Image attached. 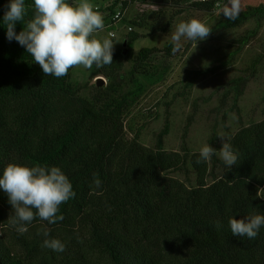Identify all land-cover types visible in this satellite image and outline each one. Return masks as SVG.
Segmentation results:
<instances>
[{
    "label": "trees",
    "instance_id": "16d2710c",
    "mask_svg": "<svg viewBox=\"0 0 264 264\" xmlns=\"http://www.w3.org/2000/svg\"><path fill=\"white\" fill-rule=\"evenodd\" d=\"M66 2L75 5L73 0ZM132 2L110 1L102 16L104 24L112 21L117 9L125 10ZM154 2L175 9L169 25L184 6L213 12L226 0ZM7 3L9 0H0V176L9 163L56 166L68 177L75 197L60 205L57 215L63 216L62 221L49 224L35 217L21 234L11 225L13 209L0 189V264H264V226L254 239H248L233 236L228 225L230 217L264 215L260 192L264 188V118L237 128L227 141L237 164L226 166L207 183L209 161L197 164L199 151L189 154L181 148V154L164 149L168 122L153 148L125 138L124 113L143 93L144 83L136 80L128 93L119 96L111 94L110 85L96 87V95L90 99L78 96L80 88L70 82V69L63 77L44 76L26 49L6 38L3 15ZM25 7L24 20L15 25L17 33L33 18L34 0H25ZM263 20L264 3H260L241 10L235 21L224 17L211 28L236 29L255 22L254 29L239 35L236 48L222 64L231 62ZM126 33L128 53L124 56L121 48L113 54V62L102 67L106 77L119 71L133 43L147 36L133 28ZM173 46L169 43L164 50L171 53ZM156 51V47L140 48L130 73H141L149 80L164 75L167 68L160 73L148 65L149 56ZM262 58L263 52L252 62L249 75L230 80L225 96L232 94L233 105ZM213 70H186L182 88L189 91ZM216 139L214 132L209 140L214 149ZM186 159L196 173L194 187L166 174L182 169ZM211 161L217 162L215 154ZM94 179L101 181L100 188L95 187ZM216 221L222 226L216 227ZM44 230L49 232L48 238L64 243L65 251L43 247Z\"/></svg>",
    "mask_w": 264,
    "mask_h": 264
},
{
    "label": "rangeland",
    "instance_id": "374dc122",
    "mask_svg": "<svg viewBox=\"0 0 264 264\" xmlns=\"http://www.w3.org/2000/svg\"><path fill=\"white\" fill-rule=\"evenodd\" d=\"M110 1L112 0H88L94 8L99 7L98 12L102 16L107 12ZM79 2L80 0H73L74 4ZM260 3H264V0H241L242 10L248 5ZM154 4V0L147 3L133 0L116 27L103 28L93 33L95 38L102 41L104 38L111 39L108 37L109 29L115 31L116 36L111 39L114 43L113 54L124 48L122 43L127 35V25L147 35L133 43L129 57L122 58L123 67L119 71L112 73L111 77H106V71L102 67L97 68L93 65L91 69H86L82 65L75 66L70 68L69 80L80 88L78 96L89 99L96 95V87L104 89L110 85L111 94L119 96L128 93L136 80L144 83L143 93L125 111L123 117L125 138L128 140L135 138L144 146L151 148L155 146L156 137L166 122L169 126L168 133L163 137V147L166 151L181 152V148H186L189 154L199 151L204 144H209L210 137L215 132L217 162L208 160L206 177V182L211 183L226 167L218 151L222 146L219 136L223 135L227 142L239 126L264 118V20L257 32L249 38V42L235 53L231 62L222 64L227 54L236 48L239 35L256 27L254 21L246 22L236 29L213 30L202 41L182 39L179 51L167 53L164 48L169 43L173 44L171 36L179 22L196 18L209 28H213L225 17L220 13L224 4L213 12L184 6L186 8L174 16L169 25L167 22L175 9ZM131 21H135L140 27L137 28ZM162 27H165V31H158ZM125 47L127 49V45ZM142 47L159 49L149 56L148 65H152L151 69L160 73L165 71L162 68H167L164 75H157V79L156 76L149 80L143 78L141 73L135 75L130 73L137 52ZM261 52L263 58L256 66V73L249 76L236 105H233L232 94L225 96L226 90L230 87V80L238 75H249L252 62ZM210 67L214 70L199 78L189 91L182 88L181 80L186 70ZM98 77L103 79L101 85H97ZM166 174L183 181L189 187L196 185V173L189 159H186L182 169L170 170ZM260 192L264 196V188Z\"/></svg>",
    "mask_w": 264,
    "mask_h": 264
},
{
    "label": "clouds",
    "instance_id": "9594fccd",
    "mask_svg": "<svg viewBox=\"0 0 264 264\" xmlns=\"http://www.w3.org/2000/svg\"><path fill=\"white\" fill-rule=\"evenodd\" d=\"M241 10V0H226L220 13L235 21ZM25 15V0H9L3 15L6 38L9 41L14 39L23 46L42 69L44 76L59 78L67 75L68 70L75 66L82 65L91 69L93 65L100 68L113 62L112 40L104 38L101 41L93 36V33L103 30L104 21L88 0H80L75 5L67 3L66 0H34L33 18L17 33L15 25L23 21ZM211 31V28L196 18L179 22L171 36L174 45L172 52L180 50L182 39L202 41ZM219 137L222 140V146L218 150L220 158L230 168L237 164L238 158L225 137ZM216 151L209 144H204L199 149L200 158L196 163L210 160ZM94 184L96 188H100L101 181L94 179ZM0 189L7 194L13 209L11 225L21 234L27 231L24 225L35 217L49 224L62 221L63 216L57 215L60 205L75 197L68 177L56 166L28 167L9 163L0 176ZM228 225L233 236L254 239L259 229L264 226V215L254 214L244 219L230 217ZM215 226L221 227L222 224L216 221ZM42 235L45 237L43 247L56 252L65 251L64 243L56 238H48L47 230Z\"/></svg>",
    "mask_w": 264,
    "mask_h": 264
},
{
    "label": "built area",
    "instance_id": "2783aa9c",
    "mask_svg": "<svg viewBox=\"0 0 264 264\" xmlns=\"http://www.w3.org/2000/svg\"><path fill=\"white\" fill-rule=\"evenodd\" d=\"M95 8H97V7H95ZM124 12H125V10L117 9L111 18L112 21L110 23L108 22L107 24H104V28H111L114 25H118V23L121 21L122 17L124 16ZM131 29H132L131 26L127 27V31H130ZM115 36H116L115 31L113 29H109L108 30V37L109 38H115Z\"/></svg>",
    "mask_w": 264,
    "mask_h": 264
},
{
    "label": "water",
    "instance_id": "95a60500",
    "mask_svg": "<svg viewBox=\"0 0 264 264\" xmlns=\"http://www.w3.org/2000/svg\"><path fill=\"white\" fill-rule=\"evenodd\" d=\"M122 46L124 47L123 54H126L127 49L125 47L126 46V41L125 40L123 41ZM96 82H97V85H101L102 82H103L102 77H98Z\"/></svg>",
    "mask_w": 264,
    "mask_h": 264
}]
</instances>
